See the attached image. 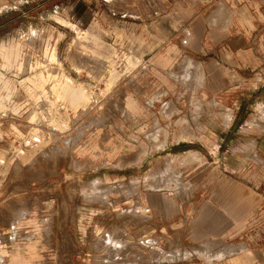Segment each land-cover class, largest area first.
I'll list each match as a JSON object with an SVG mask.
<instances>
[{
	"label": "rangeland",
	"instance_id": "rangeland-1",
	"mask_svg": "<svg viewBox=\"0 0 264 264\" xmlns=\"http://www.w3.org/2000/svg\"><path fill=\"white\" fill-rule=\"evenodd\" d=\"M2 1L0 88L12 95L0 110V264H32L25 250L34 252L38 245L49 253L36 264L122 263L115 260L124 248L108 242L110 231L132 239L133 252L141 255L126 260L137 264H186L193 255L204 259L193 251H206L215 240L188 251L182 242L188 239L189 214L179 215L177 204L228 195L225 169L259 164L246 143L264 136V122L253 129L231 127L232 110L146 68L168 45L177 46L180 57L191 55L182 44L198 1ZM72 24L130 54L134 65L124 54L97 48L92 39L83 44L95 52L81 50ZM181 67L178 61L173 71L180 74ZM60 71L73 81L70 89L81 87L92 100L70 113L55 106L46 117L42 106L49 103H39L52 91L49 85L61 81ZM147 73L160 79L150 94L140 88ZM129 100L142 110L141 118H134L146 125L138 134L119 129L130 117ZM225 113L232 114L228 127ZM259 114L255 109L247 119ZM110 126L121 142L108 140ZM179 132L181 142L174 140ZM164 133L167 143L158 149L151 135L161 134L164 141ZM190 151L197 158L186 161ZM139 160L146 162L144 168ZM213 167H218L214 185L208 188L203 180L206 168ZM155 172L165 173L146 182ZM140 205L147 209L143 216L119 215ZM179 224L184 227L178 231Z\"/></svg>",
	"mask_w": 264,
	"mask_h": 264
},
{
	"label": "crops",
	"instance_id": "crops-1",
	"mask_svg": "<svg viewBox=\"0 0 264 264\" xmlns=\"http://www.w3.org/2000/svg\"><path fill=\"white\" fill-rule=\"evenodd\" d=\"M197 1L194 14L187 11L186 15L192 14V17L188 18L189 27L186 29L182 44L191 48V55L180 57V49L175 45H168L155 54L151 64L146 68H152L158 73H163L165 78L177 79L186 84L189 87V93L202 95L207 102L214 101L215 107L221 105L222 108L232 110L231 127L245 126L244 130L259 127L261 122H264V108L260 107L264 105V0ZM2 3L3 1L0 2V9H3ZM72 25L76 27L70 26L77 33L81 50L95 52L83 44L92 39L97 48L110 50L115 55L124 54L128 58L129 66L134 65L130 54L116 48H109L97 36L80 29L75 24ZM160 43L159 41L157 45ZM72 45H75L74 42ZM178 61L182 65L180 74L173 71ZM60 77V82H52L49 85L52 91L47 92L46 97L39 103L40 106L41 102L49 103L48 107L42 106L46 117L53 115L55 106L70 113L83 104L89 105L92 100V96H87L81 87L70 89L67 84L73 81L62 71H60ZM155 77L152 73L144 75L140 81L141 90L147 94L153 93L160 84L158 76ZM189 82L191 83L188 86ZM7 90L4 87L0 88V110L5 109L6 100L9 101L11 98L12 92ZM155 99L153 98L152 101ZM159 99L157 97L156 101L159 102ZM155 104L156 102L151 103L152 109L155 108ZM127 108L130 111V117L121 123V127L119 125V129L126 134H138L137 131L146 126H142V121L138 120L141 118L142 110L133 100L127 102ZM258 108H260V114L248 120L251 112ZM134 116L139 118L135 119ZM223 118L224 125L228 127L232 114L225 113ZM155 125L159 127L158 122ZM116 130L117 128L113 126L109 127L108 140L117 143L121 142L122 138L117 135ZM151 136L153 141L159 143L158 149L167 143L168 133H164V141L160 139L161 134ZM183 138L184 134L180 132L174 135V140L177 142H181ZM246 146L256 151V159L260 162L256 165L250 163L252 164L250 165L247 161L249 165L237 167L236 170L226 167L225 171L228 173L225 175L229 180L225 182L223 188L228 195L192 199L187 204L183 201L177 204L180 207L179 215L189 214L188 233L184 234L185 238L188 235V239L182 242L185 248H190L187 249L188 251H192V247H199L203 242L215 240L206 251L201 252L196 249L193 251L205 260L193 255L184 260L186 264H264V136L251 140L246 143ZM185 158L186 161L195 160L197 153L187 152ZM143 162L139 160L140 168H144L146 162ZM217 168L204 169L206 170L203 180L205 187L210 188L214 185L213 171ZM232 172L234 173L231 174ZM164 173L150 174L145 181L149 182ZM139 182L137 180L135 184ZM155 187L151 189L160 190V186ZM153 202L152 204L145 202V205L147 207L155 205ZM133 210L135 212L130 213L128 210L119 215L143 216L147 211L141 205ZM176 227L179 231L184 225L179 224ZM105 238H108V242L116 245L119 250L124 248V253H120L121 258L115 260H120L122 263L116 264H137L126 260L130 257L138 258L141 255V253L133 252L132 239L126 232L110 231ZM148 241L152 242L153 239ZM62 247H65L64 244ZM27 249L25 253L26 256L31 257L32 264L45 261L49 253L45 245H38L34 252H28ZM156 251L155 257L158 255V250ZM49 256L51 257V254ZM215 259L217 261L208 263Z\"/></svg>",
	"mask_w": 264,
	"mask_h": 264
}]
</instances>
